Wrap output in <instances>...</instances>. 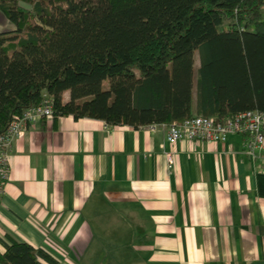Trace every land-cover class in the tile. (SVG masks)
<instances>
[{
    "label": "crops",
    "instance_id": "crops-1",
    "mask_svg": "<svg viewBox=\"0 0 264 264\" xmlns=\"http://www.w3.org/2000/svg\"><path fill=\"white\" fill-rule=\"evenodd\" d=\"M242 141L169 145L159 123L37 119L6 151L0 239L56 264H264V164Z\"/></svg>",
    "mask_w": 264,
    "mask_h": 264
},
{
    "label": "trees",
    "instance_id": "trees-1",
    "mask_svg": "<svg viewBox=\"0 0 264 264\" xmlns=\"http://www.w3.org/2000/svg\"><path fill=\"white\" fill-rule=\"evenodd\" d=\"M264 0H0V133L45 96L54 117L139 126L264 110ZM197 65L194 66V55ZM0 264H56L0 239Z\"/></svg>",
    "mask_w": 264,
    "mask_h": 264
},
{
    "label": "built area",
    "instance_id": "built-area-1",
    "mask_svg": "<svg viewBox=\"0 0 264 264\" xmlns=\"http://www.w3.org/2000/svg\"><path fill=\"white\" fill-rule=\"evenodd\" d=\"M52 117L54 115L51 101L45 96L39 103L28 106L20 114L14 115L0 133V193L8 176L6 151L11 140L20 137L27 124L40 118ZM159 124L169 145H173L181 138L206 142L224 141L228 133L240 132L243 134V150L251 158H258L264 164V110L246 109L222 121H216L212 116L192 115L178 122ZM165 155L169 165L172 161L171 152L167 151Z\"/></svg>",
    "mask_w": 264,
    "mask_h": 264
},
{
    "label": "rangeland",
    "instance_id": "rangeland-1",
    "mask_svg": "<svg viewBox=\"0 0 264 264\" xmlns=\"http://www.w3.org/2000/svg\"><path fill=\"white\" fill-rule=\"evenodd\" d=\"M261 14L264 15V5L261 7ZM13 26V23L10 22L5 16L0 12V30H6L8 29V25ZM197 65V54L194 55V66Z\"/></svg>",
    "mask_w": 264,
    "mask_h": 264
}]
</instances>
